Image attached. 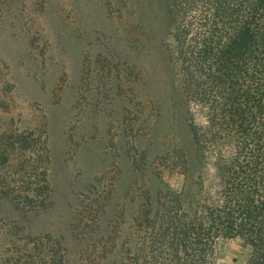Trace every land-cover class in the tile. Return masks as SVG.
<instances>
[{"label": "rangeland", "instance_id": "374dc122", "mask_svg": "<svg viewBox=\"0 0 264 264\" xmlns=\"http://www.w3.org/2000/svg\"><path fill=\"white\" fill-rule=\"evenodd\" d=\"M198 5L0 0V264L32 250L51 264L57 241L66 264H112L148 246L142 210L217 202L214 150L189 127L208 109L186 97L175 38ZM103 243L105 259L87 247ZM251 253L220 239L215 264Z\"/></svg>", "mask_w": 264, "mask_h": 264}, {"label": "trees", "instance_id": "16d2710c", "mask_svg": "<svg viewBox=\"0 0 264 264\" xmlns=\"http://www.w3.org/2000/svg\"><path fill=\"white\" fill-rule=\"evenodd\" d=\"M182 1L200 6L196 18L176 26L184 90L208 109L207 124L189 127L199 150H214L222 186L203 210L185 209L180 195L176 206L142 210L155 218L148 246L112 264H215L218 241L236 237L252 248L246 264H264V0ZM220 142L233 143L229 156ZM87 247L104 254L109 244ZM60 250L57 241L51 264H66ZM34 251L6 264H37Z\"/></svg>", "mask_w": 264, "mask_h": 264}]
</instances>
